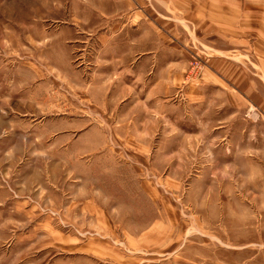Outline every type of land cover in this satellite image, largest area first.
Returning <instances> with one entry per match:
<instances>
[{
    "label": "rangeland",
    "instance_id": "1",
    "mask_svg": "<svg viewBox=\"0 0 264 264\" xmlns=\"http://www.w3.org/2000/svg\"><path fill=\"white\" fill-rule=\"evenodd\" d=\"M147 3L134 11L149 9L156 35L186 40L188 69L168 100L189 116L187 91L204 87L211 56L192 23ZM84 12L89 6L77 0H0V110L11 111H0V123L9 124H0V264H112L68 254L77 231L102 236L91 229L93 217H78L88 199L115 221L105 240L129 254L126 237L137 236L147 264H264V110L235 111L234 136L225 140L220 130L205 146L192 141L198 131L188 121L155 117L166 127L160 123L148 142L143 114L100 110L91 91L98 86L87 82L98 73L97 43H47L88 25L72 18ZM250 107L257 122L246 116ZM72 199L68 221L86 229L60 220Z\"/></svg>",
    "mask_w": 264,
    "mask_h": 264
},
{
    "label": "crops",
    "instance_id": "2",
    "mask_svg": "<svg viewBox=\"0 0 264 264\" xmlns=\"http://www.w3.org/2000/svg\"><path fill=\"white\" fill-rule=\"evenodd\" d=\"M148 1L179 22L186 20L192 23L195 28L193 38L200 42L202 48L211 56L209 69L204 77V87H191L187 91V110L191 112L189 116L182 114L186 107L171 105L168 100L174 90L181 86L188 69L190 58L186 40L178 38L175 41L167 34H155L154 21L148 16L149 9L145 12L134 11L136 5L143 7ZM77 2L89 6V12L73 14L72 18L88 25H79L80 31L66 34L71 39H60L59 34L54 36L55 33H52L55 38H51L47 43L54 48L65 43H84L88 47L98 45V66L94 68L98 73L94 72L87 82L98 86L94 87L96 89L91 88V91L97 92V98L102 102L100 110L104 113L108 110L114 116L134 117L143 114L146 120L141 122L145 126L142 130L148 135V142L160 123L166 127L162 121L156 123L155 117L164 120L175 117L185 123L188 121L193 130L198 131L197 135L190 137L192 141L199 146H205L219 140L216 134L220 130L227 133L225 140L231 137L229 133L233 135L235 128L231 123L234 121L235 111L249 104H255L264 110V0ZM73 25L78 24L74 22ZM82 28L88 30L81 31ZM185 30L190 33L188 26ZM76 36H83L86 40L82 39L80 42L76 40ZM73 72L70 74L73 75ZM72 82H75L74 78ZM5 101L7 100H3V103ZM110 101L116 102L113 110L108 107ZM5 106L6 104H3L0 110L3 116L11 112ZM69 112L73 113L72 110ZM165 113L169 114L165 116ZM167 120L172 122L171 119ZM0 124L9 125L7 122ZM172 126L174 127V124ZM136 131L139 133V130ZM163 131L165 132V128ZM220 139L224 140V135ZM138 141L130 139L128 143L138 148ZM44 195L46 194L41 192V196ZM67 195L69 196L68 193ZM76 205L73 199L67 202V218L63 214L61 222L67 221L71 224L68 220L75 218ZM81 206L78 217H93L94 224L92 228L88 227L97 230L95 232L102 236L87 238L85 235L89 230L82 234L77 231V236L71 237L69 241V256L73 259L91 256L112 264L149 263V257L140 253V247L143 245L137 236L126 237L125 246L129 254L119 252L121 250H116L104 237L113 232L114 219L100 206H91L89 199ZM56 220L59 223L60 220ZM81 222L80 220L78 225L72 222L71 225L76 226L78 230L86 229L87 226ZM146 253L150 255V252Z\"/></svg>",
    "mask_w": 264,
    "mask_h": 264
},
{
    "label": "built area",
    "instance_id": "3",
    "mask_svg": "<svg viewBox=\"0 0 264 264\" xmlns=\"http://www.w3.org/2000/svg\"><path fill=\"white\" fill-rule=\"evenodd\" d=\"M259 113L257 111L256 108L250 107L247 112H246V116L248 119H251L254 122H257L259 119Z\"/></svg>",
    "mask_w": 264,
    "mask_h": 264
}]
</instances>
